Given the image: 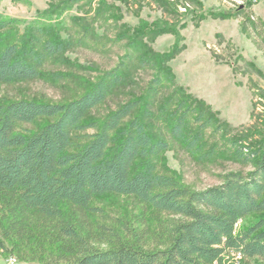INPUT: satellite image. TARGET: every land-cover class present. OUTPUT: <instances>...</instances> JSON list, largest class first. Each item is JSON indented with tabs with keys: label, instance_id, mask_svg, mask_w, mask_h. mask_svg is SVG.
Segmentation results:
<instances>
[{
	"label": "trees",
	"instance_id": "obj_1",
	"mask_svg": "<svg viewBox=\"0 0 264 264\" xmlns=\"http://www.w3.org/2000/svg\"><path fill=\"white\" fill-rule=\"evenodd\" d=\"M79 1L61 4L65 9ZM242 13L238 8L235 14ZM51 14L46 10L26 21L13 37L3 30L18 20L0 18V82L36 78L47 58L85 41L62 37ZM241 27L264 36V22L250 16ZM122 66L104 71L67 102L0 101V251L10 248L19 261L14 264H264V139L226 140L232 159L253 165L247 176L231 172L219 185L190 189L156 170L168 143L148 131L143 116L149 113L128 118L135 101L100 123L83 122L123 82ZM169 102L159 112L171 137L200 160L213 157V147L202 149L204 130L216 122L212 113L185 99L171 108ZM38 117L49 120L34 132L17 129ZM88 128L94 131L87 139L75 142L74 132ZM104 194L133 196L172 217H157L153 227L135 226L91 204Z\"/></svg>",
	"mask_w": 264,
	"mask_h": 264
},
{
	"label": "rangeland",
	"instance_id": "obj_2",
	"mask_svg": "<svg viewBox=\"0 0 264 264\" xmlns=\"http://www.w3.org/2000/svg\"><path fill=\"white\" fill-rule=\"evenodd\" d=\"M62 1L0 0V18L18 20L3 30L11 37L26 21L52 10L50 21L60 27L62 37L85 38L81 45L47 58L38 77L0 82V101L67 102L121 64L123 82L90 109L83 122L100 123L123 103L135 101L128 118L149 113L143 116L148 131L168 143L156 160L158 172L174 175L194 190L219 185L231 172L247 176L253 165L232 159L225 143L231 137L264 139V36L241 27L246 16L264 22V0H81L65 9ZM238 8L242 14H235ZM139 57H146L148 65L141 66ZM156 78L160 84L155 86ZM184 99L204 105L216 119L202 139L203 150L215 149L210 159L200 160L187 151L161 118L159 109L167 100L171 108ZM48 120L38 117L19 123L17 129L34 132ZM93 131H75L74 141H84ZM91 204L141 227H153L157 217H172L130 195L95 196ZM261 215H249L238 226ZM12 259L19 262L10 248L0 251L2 264Z\"/></svg>",
	"mask_w": 264,
	"mask_h": 264
},
{
	"label": "built area",
	"instance_id": "obj_3",
	"mask_svg": "<svg viewBox=\"0 0 264 264\" xmlns=\"http://www.w3.org/2000/svg\"><path fill=\"white\" fill-rule=\"evenodd\" d=\"M15 263V259L10 260L9 264H14Z\"/></svg>",
	"mask_w": 264,
	"mask_h": 264
}]
</instances>
